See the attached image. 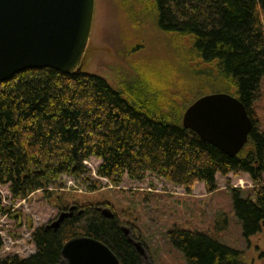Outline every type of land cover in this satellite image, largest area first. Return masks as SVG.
<instances>
[{"label":"trees","instance_id":"16d2710c","mask_svg":"<svg viewBox=\"0 0 264 264\" xmlns=\"http://www.w3.org/2000/svg\"><path fill=\"white\" fill-rule=\"evenodd\" d=\"M145 1L156 27L172 36L188 80L114 86L82 68L63 73L45 67L0 82V185L8 184L11 197L22 200L38 190L50 193L65 174L93 191L101 182H89L84 161L91 156L100 159L96 174L112 185L124 174L141 179L151 172L187 193L196 182L216 190L217 173L244 172L254 188L245 197L232 188L234 210L243 235H253L264 225V130L252 107L264 77V0ZM207 84L238 97L252 120L247 142L233 157L182 125L186 106L208 93L194 92ZM69 205L60 202V210ZM95 205L82 204V213L56 230L35 228V251L0 257V264H64L61 247L76 235L99 239L120 264H142L118 216L104 217ZM6 211L0 195V213ZM168 236L187 264H244L238 250L204 233L175 228Z\"/></svg>","mask_w":264,"mask_h":264},{"label":"rangeland","instance_id":"374dc122","mask_svg":"<svg viewBox=\"0 0 264 264\" xmlns=\"http://www.w3.org/2000/svg\"><path fill=\"white\" fill-rule=\"evenodd\" d=\"M182 63L172 36L156 27L150 2L95 0L82 58L84 71L100 75L114 86L124 80H143L153 85L166 80H188L183 75L185 63ZM220 88L207 84L196 90L194 97ZM259 89L252 107L258 127L264 130V77ZM99 163L100 159L93 156L85 161L89 182L96 179L101 182V187L93 191L87 190L81 178L65 174L55 187H49L50 193L38 190L22 200L11 197L8 184L0 185L1 199L7 208L5 213H0V257L32 254L35 246L31 232L55 219L63 202L75 204L77 208L86 203L109 207L120 224L130 230V235L143 243L149 264H187L184 254L168 236L175 228L204 233L238 250L244 264H264V225L246 237L234 210L232 188L240 190L242 197L254 188L247 173H217L216 190L208 192L203 182H196L187 193L183 186L151 172H146L141 179L124 174L117 185H112L96 174ZM262 179L264 182V171ZM141 262L146 264L144 259Z\"/></svg>","mask_w":264,"mask_h":264},{"label":"water","instance_id":"95a60500","mask_svg":"<svg viewBox=\"0 0 264 264\" xmlns=\"http://www.w3.org/2000/svg\"><path fill=\"white\" fill-rule=\"evenodd\" d=\"M95 0H0V82L29 68H52L63 73L81 69L90 35ZM183 127L196 133L229 157L245 145L252 120L242 101L223 91L204 93L184 109ZM107 218L115 213L97 206ZM75 204L59 211L45 228L56 230L65 218L82 213ZM127 240L148 262L143 243L121 225ZM64 264H120L99 239L76 235L61 247Z\"/></svg>","mask_w":264,"mask_h":264},{"label":"built area","instance_id":"2783aa9c","mask_svg":"<svg viewBox=\"0 0 264 264\" xmlns=\"http://www.w3.org/2000/svg\"><path fill=\"white\" fill-rule=\"evenodd\" d=\"M85 161H86V160H85ZM85 161H84V163H85ZM79 190H80V189H79ZM79 190H78V191H79Z\"/></svg>","mask_w":264,"mask_h":264}]
</instances>
